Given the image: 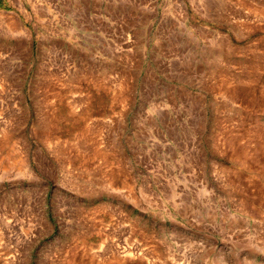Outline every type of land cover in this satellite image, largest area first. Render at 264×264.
<instances>
[{"label":"rangeland","instance_id":"rangeland-1","mask_svg":"<svg viewBox=\"0 0 264 264\" xmlns=\"http://www.w3.org/2000/svg\"><path fill=\"white\" fill-rule=\"evenodd\" d=\"M0 264H264V0H0Z\"/></svg>","mask_w":264,"mask_h":264}]
</instances>
